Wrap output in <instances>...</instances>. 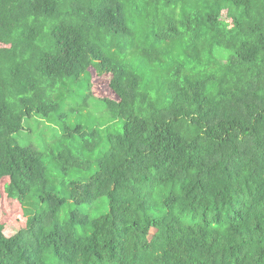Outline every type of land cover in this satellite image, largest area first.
I'll return each instance as SVG.
<instances>
[{"label": "trees", "instance_id": "trees-1", "mask_svg": "<svg viewBox=\"0 0 264 264\" xmlns=\"http://www.w3.org/2000/svg\"><path fill=\"white\" fill-rule=\"evenodd\" d=\"M9 205L0 264H264V0H0Z\"/></svg>", "mask_w": 264, "mask_h": 264}, {"label": "rangeland", "instance_id": "rangeland-1", "mask_svg": "<svg viewBox=\"0 0 264 264\" xmlns=\"http://www.w3.org/2000/svg\"><path fill=\"white\" fill-rule=\"evenodd\" d=\"M108 77H97L94 73H92L91 76V84H92V93L97 96H105L110 98L111 93L108 89ZM74 92L81 94V90L73 89ZM77 95V94H76ZM93 96V95H92ZM66 109V108H65ZM102 110L97 104H93L90 106V109L88 108V111L83 112V116L78 118L77 116L71 117L68 120V124L75 125L77 122L81 121L83 125L87 127H91L94 124L99 122V118L104 117L101 116ZM31 121V122H30ZM26 126L28 125V130H25L23 133L21 132L20 135H18L17 139L20 145L22 146H32L37 149H45L48 148L47 145H50L52 141L55 140V138L58 135V130H56L51 125L45 124V122H38L34 119L30 120ZM58 142L55 143V145ZM62 146L68 145V142L66 143H60ZM54 145V146H55ZM51 146V145H50ZM49 146V147H50ZM8 209H11L10 216L8 217L6 214V211ZM5 213L0 212V223H3L4 226V234L6 236H11L15 233L16 229L18 228V210L15 208L14 205H9L3 208ZM106 210V207L104 208V211Z\"/></svg>", "mask_w": 264, "mask_h": 264}]
</instances>
